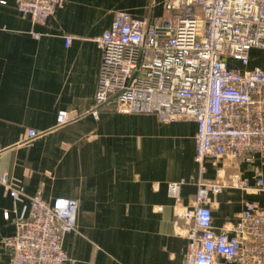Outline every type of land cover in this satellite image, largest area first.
<instances>
[{"label":"crops","instance_id":"crops-1","mask_svg":"<svg viewBox=\"0 0 264 264\" xmlns=\"http://www.w3.org/2000/svg\"><path fill=\"white\" fill-rule=\"evenodd\" d=\"M176 6L177 0H63L39 24L13 0L0 4V178L26 196L77 202L76 229L62 241L64 264H182L188 241L176 211L192 205L197 181L239 172L253 184L252 171L226 159L207 160L200 174L193 121L120 114L112 104L97 118L90 113L101 64L96 40L115 14L160 30ZM60 112L77 117L57 127ZM30 129L39 135L29 138ZM170 183L181 184L177 201ZM247 201L264 208V192L227 188L212 197L213 226L235 223ZM27 205L0 184V240L15 234ZM9 258L0 243V264Z\"/></svg>","mask_w":264,"mask_h":264},{"label":"built area","instance_id":"built-area-1","mask_svg":"<svg viewBox=\"0 0 264 264\" xmlns=\"http://www.w3.org/2000/svg\"><path fill=\"white\" fill-rule=\"evenodd\" d=\"M13 1L22 16L39 24L63 6V0ZM96 44L101 64L90 112L95 118L112 104L120 114L193 121L201 175L207 160L221 159L253 172V184L239 172L197 181L192 205L176 211L188 241L182 264H264V208L247 201L232 225L218 231L212 224V197L224 189L264 192V67L248 68L251 51H264V0H177L160 30L118 12ZM76 117L60 112L56 126ZM38 135L28 130L29 138ZM0 184L13 199L28 201L15 220V234L0 240L10 252L9 264H64L62 241L76 229L77 202H49L40 192L26 196L6 176ZM180 186L168 185L176 201Z\"/></svg>","mask_w":264,"mask_h":264},{"label":"rangeland","instance_id":"rangeland-1","mask_svg":"<svg viewBox=\"0 0 264 264\" xmlns=\"http://www.w3.org/2000/svg\"><path fill=\"white\" fill-rule=\"evenodd\" d=\"M251 62L248 68L253 67H264V51L259 49H254L251 51ZM237 172V171H236Z\"/></svg>","mask_w":264,"mask_h":264}]
</instances>
